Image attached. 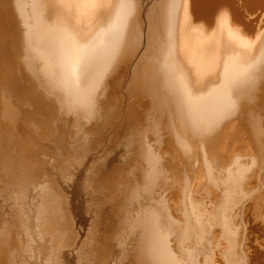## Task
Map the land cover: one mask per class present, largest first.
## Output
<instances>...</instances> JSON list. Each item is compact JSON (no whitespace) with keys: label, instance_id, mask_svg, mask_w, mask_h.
Wrapping results in <instances>:
<instances>
[{"label":"bare ground","instance_id":"6f19581e","mask_svg":"<svg viewBox=\"0 0 264 264\" xmlns=\"http://www.w3.org/2000/svg\"><path fill=\"white\" fill-rule=\"evenodd\" d=\"M0 5V116L17 115L11 93L33 107L26 137L0 124V264H63L75 232L50 172L98 152L96 134L127 137L134 171L114 191L116 264H264V0ZM84 247L108 264L94 234Z\"/></svg>","mask_w":264,"mask_h":264},{"label":"rangeland","instance_id":"374dc122","mask_svg":"<svg viewBox=\"0 0 264 264\" xmlns=\"http://www.w3.org/2000/svg\"><path fill=\"white\" fill-rule=\"evenodd\" d=\"M1 7L2 6L0 5V14L2 15L0 19L6 20L7 16L6 18H4L3 15L5 14L4 12L7 11L4 10V8L1 9ZM246 18L248 19L249 17ZM5 20H2L3 22H5L4 24H9V20ZM4 48L5 46H3V49ZM20 76L23 77L21 86L24 87L25 85H28L30 82V77L27 75V73L22 70L20 71ZM25 82L27 84H25ZM121 93L124 94V91ZM120 94L118 96H120ZM118 99L119 98H117V101ZM7 100L12 105L17 115L13 119L9 117H3V115L0 116V124L2 123V126L12 128V130H14L15 128L16 131H13L15 134H20V136L22 135L26 137L27 132H30L32 130L31 128L33 127L27 122L25 113L28 110H31L33 107L28 103L20 102L14 93L8 95ZM117 104H119V102ZM2 106L3 101H0V110ZM70 128V125H67V134H71L70 136H67V141L73 142L75 141L76 137H73L74 133H70L73 131L72 128ZM149 135V138L153 137L150 132ZM79 137V140L83 139L81 136ZM123 139L125 138L118 137L116 139H109L99 134L91 135V143L97 142L98 147L102 146V148L99 149L98 152L88 151L85 156V159L82 158V161L78 162L72 161V163L66 162L68 163L67 165L65 163L66 160H63V157H59L57 160L61 161L62 168L60 167V169L65 168V170L63 169L64 172L62 171V173L64 174L66 171L67 174L69 173L70 176H62V173H59L60 169L58 171V168L56 169L57 173H54V171L50 172L51 175L57 178L58 184L60 185V187H63L67 193L66 196L68 198L69 206L71 208L70 213L73 222L72 229L75 232V234L73 235V244L64 249L65 255L64 261H62L63 264H95L94 254H86L85 252H87V247H84L86 238L92 234H94V237L96 238L97 248L99 252L102 253V251H106V249L109 250V252L106 254L107 261H109L108 264H116V259L118 260V253L127 246H129L128 233L125 232L127 228L124 227L123 230L121 222H119V209L122 207H129V199H127L125 194L119 190L118 194L114 195V191L116 189L120 174H123L122 177L131 178V173H134L133 170H131L130 172V166L126 167L127 164H125L126 159L128 160L131 154L128 151V138L126 137L125 142ZM124 146L127 148H124ZM163 150L164 148L162 149V152L164 153L163 156L165 154V157L168 156V154L165 153L166 151H168V149H165V152ZM127 152H129V154ZM165 157L164 159H169L170 163L171 158H169L168 156L166 157L168 159H166ZM172 163L169 164V168H171H168L167 170V172L171 171L170 174L167 173L169 176H172V173L174 175L176 172L180 171V167L174 164V161H172ZM93 164L97 165V169L95 171L90 169ZM64 176H66L67 178H65ZM86 178L95 181V183L97 184L96 188L94 186H91V184H88V180H86ZM208 187L204 188L202 193L205 189H207V191L208 189H214H212V186L210 188V185ZM127 192L128 191H126V193ZM202 193H200V195ZM200 197H203V200L206 199L205 201H207V199L209 198H207V194L204 193ZM3 204L8 203L2 200V198L0 197V205ZM237 220L238 219H236V221ZM217 231H219V228L216 229V233ZM14 233L15 232H11L10 235ZM223 239L224 238L221 237L220 239L219 237V240L225 243V239ZM83 249L84 251L81 254V251ZM125 264L128 263L125 261Z\"/></svg>","mask_w":264,"mask_h":264}]
</instances>
